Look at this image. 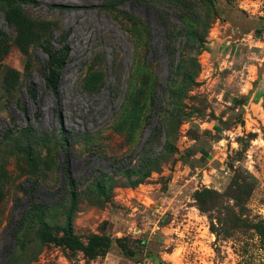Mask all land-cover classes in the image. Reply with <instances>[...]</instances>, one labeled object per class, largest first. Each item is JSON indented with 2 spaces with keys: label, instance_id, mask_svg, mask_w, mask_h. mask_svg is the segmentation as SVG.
Wrapping results in <instances>:
<instances>
[{
  "label": "rangeland",
  "instance_id": "1",
  "mask_svg": "<svg viewBox=\"0 0 264 264\" xmlns=\"http://www.w3.org/2000/svg\"><path fill=\"white\" fill-rule=\"evenodd\" d=\"M70 180L90 253L38 239ZM258 221L264 0H0V264H264Z\"/></svg>",
  "mask_w": 264,
  "mask_h": 264
},
{
  "label": "trees",
  "instance_id": "2",
  "mask_svg": "<svg viewBox=\"0 0 264 264\" xmlns=\"http://www.w3.org/2000/svg\"><path fill=\"white\" fill-rule=\"evenodd\" d=\"M133 1L142 2L144 0H133ZM61 65L62 64H60L59 62L54 63L52 54H49V59L46 63L45 81L48 88H50V90L55 94H57L58 92ZM29 89L32 95H35V86L33 84L29 86ZM67 186L70 188L69 191L71 195L70 207L66 212L64 224L62 228L57 232H53L50 225L47 222L42 221L38 231V239L41 243H53L57 246L69 250L70 252H75V251H83L87 253L93 252L98 248L100 242L108 241L110 239L109 237L103 235H90L86 241H83L75 233L74 225H73V213L76 203L75 191H74L75 184L73 181L70 180L67 181ZM254 228L258 233V235L262 239H264V222L258 221L254 223ZM115 242L117 243L118 247L124 254L128 256L136 255L137 251L131 249L127 245V243L123 241L122 238H116Z\"/></svg>",
  "mask_w": 264,
  "mask_h": 264
}]
</instances>
